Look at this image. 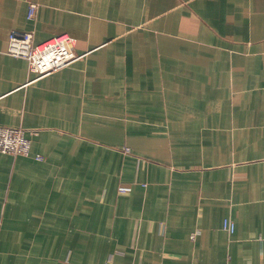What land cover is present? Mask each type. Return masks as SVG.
<instances>
[{
  "label": "crops",
  "instance_id": "1",
  "mask_svg": "<svg viewBox=\"0 0 264 264\" xmlns=\"http://www.w3.org/2000/svg\"><path fill=\"white\" fill-rule=\"evenodd\" d=\"M0 126V264H264V0H0Z\"/></svg>",
  "mask_w": 264,
  "mask_h": 264
},
{
  "label": "built area",
  "instance_id": "2",
  "mask_svg": "<svg viewBox=\"0 0 264 264\" xmlns=\"http://www.w3.org/2000/svg\"><path fill=\"white\" fill-rule=\"evenodd\" d=\"M38 4L31 3L28 18L34 19ZM75 37L64 33L46 41L37 43L34 31L12 30L9 35L7 52L16 57H24L29 61L30 71L38 74V78L48 76L73 63L77 58ZM38 129H27L23 126H0V152L13 155H30L32 137L38 135ZM129 152V148H126ZM42 159L41 155H37ZM125 189H122L124 191ZM224 229L234 232L236 224L232 219H225Z\"/></svg>",
  "mask_w": 264,
  "mask_h": 264
}]
</instances>
